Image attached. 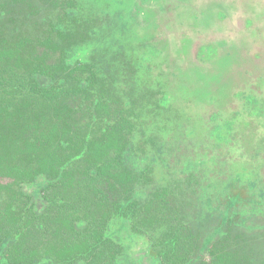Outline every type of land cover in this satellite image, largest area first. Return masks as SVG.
<instances>
[{"label":"trees","instance_id":"trees-1","mask_svg":"<svg viewBox=\"0 0 264 264\" xmlns=\"http://www.w3.org/2000/svg\"><path fill=\"white\" fill-rule=\"evenodd\" d=\"M96 17L0 0V264H264V134L244 152L238 112L181 123L171 92L128 87Z\"/></svg>","mask_w":264,"mask_h":264},{"label":"rangeland","instance_id":"rangeland-1","mask_svg":"<svg viewBox=\"0 0 264 264\" xmlns=\"http://www.w3.org/2000/svg\"><path fill=\"white\" fill-rule=\"evenodd\" d=\"M81 3L85 11L97 15V29L109 18L118 25L109 21L110 33L103 38L119 42L121 47L112 73L126 66L121 54L132 58L134 71L139 69L125 81L128 87L136 86L141 92L146 88L171 92L176 98L172 99L169 115L178 116L181 123L197 117L206 120L219 109L224 110L220 118L225 119L238 112L232 132L237 133L244 152L250 150L256 137L263 136L264 127L253 122L254 117L246 116L242 95L253 93L264 106V0ZM207 54L208 59H203ZM115 77L120 80L117 73ZM214 94L208 102L207 97ZM259 119L264 122L262 116ZM180 132L182 129L176 130V134ZM192 137L198 142L203 133L195 131Z\"/></svg>","mask_w":264,"mask_h":264}]
</instances>
